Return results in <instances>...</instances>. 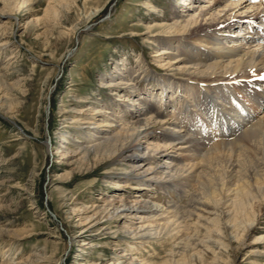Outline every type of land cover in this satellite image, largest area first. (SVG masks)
Segmentation results:
<instances>
[{
  "label": "rangeland",
  "instance_id": "374dc122",
  "mask_svg": "<svg viewBox=\"0 0 264 264\" xmlns=\"http://www.w3.org/2000/svg\"><path fill=\"white\" fill-rule=\"evenodd\" d=\"M173 2L0 0V43L5 41L6 48L0 56V264H264V208L240 243L243 222L236 231L223 220L222 235L211 226L206 234L203 225V243L188 244L185 235L193 236V228L182 225L174 237H157L158 224L151 220L152 231L136 239L133 248L126 237L133 213L89 225L119 196L187 204L174 191L144 192L126 183L123 169L130 164L112 165L102 142L83 130L86 125L69 124L67 118L69 129H61L59 123L62 112L80 116L89 104L110 110L117 100L130 106L134 92L107 86L118 70L140 64L155 78L184 75L165 66L167 61L158 63L153 56L162 47L146 39L148 27L173 20ZM4 6L15 18L4 15ZM249 9L250 1L242 15L255 13ZM88 17L93 20L77 39L75 31ZM152 31L155 40L165 36L160 29ZM151 80L141 81L135 93L149 95L158 106L167 104L171 112L172 103L160 99ZM116 113L125 123L134 121L123 110ZM84 229L89 232L80 234Z\"/></svg>",
  "mask_w": 264,
  "mask_h": 264
},
{
  "label": "bare ground",
  "instance_id": "6f19581e",
  "mask_svg": "<svg viewBox=\"0 0 264 264\" xmlns=\"http://www.w3.org/2000/svg\"><path fill=\"white\" fill-rule=\"evenodd\" d=\"M202 1L175 0L173 20L148 27V43L154 40L162 47L153 57L158 63L167 61L165 66L183 76L155 78L152 69L140 64L136 69L124 68L106 83L113 92L121 88L134 92L136 99L127 100L130 106L115 100L117 108L94 103L80 116L63 112L59 116L61 129L69 127L67 118L69 124L86 125L83 130L102 142L112 165L130 164L123 169L126 183L144 192L154 187L160 192L171 190L187 201L177 207L141 195L111 198L109 208L89 225L95 227L103 218L115 222L133 213L126 228V237L133 241L128 248L149 235L151 220L158 224L157 237L161 233L174 237L182 225L193 228V236L185 235L188 244L203 243L199 240L203 225L206 234L211 226L222 235L223 220L236 231L243 222L240 243L264 208V2L209 0L201 7ZM249 1L247 13L252 8L255 13L243 16ZM3 12L15 18L6 6ZM92 20L88 17L81 31H75L77 39ZM152 29L165 36L155 40ZM4 50L5 41L0 43V56ZM151 79L159 86L160 99L172 103L171 112L167 104L158 106L149 95L135 93L141 81ZM116 110L134 121L125 123ZM207 215L213 216L204 219Z\"/></svg>",
  "mask_w": 264,
  "mask_h": 264
}]
</instances>
